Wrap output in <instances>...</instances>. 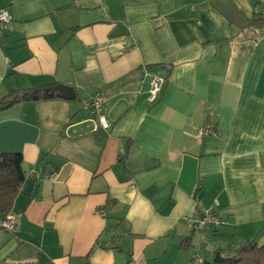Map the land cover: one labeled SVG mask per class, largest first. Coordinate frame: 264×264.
Returning <instances> with one entry per match:
<instances>
[{
  "label": "crops",
  "instance_id": "0c3cea01",
  "mask_svg": "<svg viewBox=\"0 0 264 264\" xmlns=\"http://www.w3.org/2000/svg\"><path fill=\"white\" fill-rule=\"evenodd\" d=\"M2 8L0 98L49 83L75 97L0 111V154L25 172L0 264H213L214 250L264 244V0ZM96 92L107 129L82 107ZM211 206L226 224L192 231L185 216Z\"/></svg>",
  "mask_w": 264,
  "mask_h": 264
},
{
  "label": "trees",
  "instance_id": "16d2710c",
  "mask_svg": "<svg viewBox=\"0 0 264 264\" xmlns=\"http://www.w3.org/2000/svg\"><path fill=\"white\" fill-rule=\"evenodd\" d=\"M259 20L252 21V24L259 23ZM56 83L39 85L32 88L16 90L0 98V111L6 110L15 104L24 101H35L39 99L61 96L55 88ZM25 172L22 169V155L18 152H5L0 154V214L7 215L11 212L14 199L18 193L23 181ZM121 225L117 223L113 229ZM117 233L111 234V240ZM98 237L95 245L104 247V240ZM189 237L183 240L188 243ZM234 255L229 258L220 256V250H214L213 264H264V244L258 246L253 240H247L245 243L233 250Z\"/></svg>",
  "mask_w": 264,
  "mask_h": 264
},
{
  "label": "built area",
  "instance_id": "2783aa9c",
  "mask_svg": "<svg viewBox=\"0 0 264 264\" xmlns=\"http://www.w3.org/2000/svg\"><path fill=\"white\" fill-rule=\"evenodd\" d=\"M11 22L12 16L8 9H0V35L2 29L7 28ZM196 22L199 23V19L196 18ZM160 87L161 80L159 78L153 79L148 94L150 101H154L157 98ZM82 107L89 110L95 116L96 122L101 128L107 129L109 127L110 124L104 109V96L100 92H96L82 100ZM184 219L192 231H203L207 228L218 229L226 224L225 218L216 212L213 206L200 209L197 214L185 216ZM13 223L14 217L8 214L0 220V227L11 230ZM200 261L202 263L201 258Z\"/></svg>",
  "mask_w": 264,
  "mask_h": 264
},
{
  "label": "water",
  "instance_id": "95a60500",
  "mask_svg": "<svg viewBox=\"0 0 264 264\" xmlns=\"http://www.w3.org/2000/svg\"><path fill=\"white\" fill-rule=\"evenodd\" d=\"M55 88L58 90L61 96H64L69 99L75 97L74 87L70 85L57 84Z\"/></svg>",
  "mask_w": 264,
  "mask_h": 264
},
{
  "label": "rangeland",
  "instance_id": "374dc122",
  "mask_svg": "<svg viewBox=\"0 0 264 264\" xmlns=\"http://www.w3.org/2000/svg\"><path fill=\"white\" fill-rule=\"evenodd\" d=\"M192 261L194 262V264H199V263H201V261H200V257L196 254V253H193L192 252Z\"/></svg>",
  "mask_w": 264,
  "mask_h": 264
}]
</instances>
